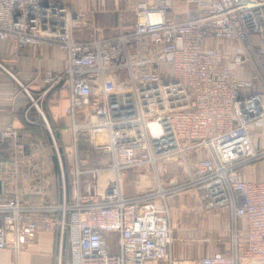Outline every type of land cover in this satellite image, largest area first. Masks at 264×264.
I'll use <instances>...</instances> for the list:
<instances>
[{
	"label": "built area",
	"instance_id": "1",
	"mask_svg": "<svg viewBox=\"0 0 264 264\" xmlns=\"http://www.w3.org/2000/svg\"><path fill=\"white\" fill-rule=\"evenodd\" d=\"M130 6L132 27L105 36L66 0H0L1 42L66 54V67L46 70L36 93L8 73L42 116L45 94L66 84L73 135L69 174L58 139L49 138L57 201L42 144L19 138L11 124L0 132L11 153L0 163V250L57 231L59 242L67 237L65 264H183L171 251L169 201L192 191L231 220L229 248L198 264H264V179L244 172L264 161L253 135L264 129V0ZM88 26V38L74 37ZM92 153L103 163H92ZM134 168L155 184L128 195L121 174ZM104 172L112 177L102 184Z\"/></svg>",
	"mask_w": 264,
	"mask_h": 264
},
{
	"label": "crops",
	"instance_id": "2",
	"mask_svg": "<svg viewBox=\"0 0 264 264\" xmlns=\"http://www.w3.org/2000/svg\"><path fill=\"white\" fill-rule=\"evenodd\" d=\"M66 1L71 10L83 8L84 15L93 19L97 33L102 35H113L119 30L125 31L132 27L133 16L130 0H104L103 3L100 0ZM73 33L77 39H86L91 35V28L89 26L75 27ZM66 64V54L56 47L16 48L10 42L0 41V132L11 124L18 130L19 138L28 143L42 144L43 165L53 173L51 181L54 187L51 188V198L57 201L61 200V190L58 184L57 162L50 149L49 138L60 139L58 142L64 149L63 155L67 156L65 158L69 161L72 157L71 138L73 135L71 117L64 112L69 99L68 87L62 84L45 94L42 102L44 119L42 114L31 106L23 89L8 71L27 85L32 93H36L44 88L42 75L46 70H62ZM260 130L264 129L253 130L254 141L257 146L264 147V135H262L264 131ZM8 151L7 142L0 143V163L7 161ZM244 172L248 179H264V161L247 166ZM101 177H107L106 182L112 175L104 172L100 175V181ZM20 184L22 186V182ZM136 191H138L137 188ZM136 193L139 191L133 194ZM34 199L38 200V197ZM61 252L62 242H59L57 231L47 232L42 233L33 243L24 245L20 250L16 251L10 247L1 249L0 264H62Z\"/></svg>",
	"mask_w": 264,
	"mask_h": 264
},
{
	"label": "rangeland",
	"instance_id": "3",
	"mask_svg": "<svg viewBox=\"0 0 264 264\" xmlns=\"http://www.w3.org/2000/svg\"><path fill=\"white\" fill-rule=\"evenodd\" d=\"M81 147L85 148V146ZM90 156L93 162L100 163H103L105 157L104 154L99 153H92ZM65 157L62 155L63 161L68 162ZM7 161L11 162L10 151L7 153ZM66 174H69L68 168ZM105 178L107 177H101L102 184L105 183ZM121 179L123 191L127 194L149 190L155 184L153 175L146 168L126 169L121 174ZM170 200H172L169 203V210L173 239L171 251L180 263L198 264L201 256L213 251H226L229 248L232 234L229 228L231 220L226 210L205 209L192 191L176 194ZM67 246L66 241H62V264H65L67 259ZM112 249L116 250L113 246Z\"/></svg>",
	"mask_w": 264,
	"mask_h": 264
},
{
	"label": "trees",
	"instance_id": "4",
	"mask_svg": "<svg viewBox=\"0 0 264 264\" xmlns=\"http://www.w3.org/2000/svg\"><path fill=\"white\" fill-rule=\"evenodd\" d=\"M58 139V138H57ZM58 141L60 142V139H58ZM60 144V143H59ZM60 147H61V152H62V154H63V151H64V149L62 148V146L60 145ZM64 165L66 166V168H69V165H68V162H66V160H64ZM66 241V243H67V245H68V242H67V237H66V235L63 237V241ZM68 247V246H67ZM69 250V249H68ZM68 258H69V254L67 255V259H66V262L68 261ZM65 262V263H66Z\"/></svg>",
	"mask_w": 264,
	"mask_h": 264
},
{
	"label": "water",
	"instance_id": "5",
	"mask_svg": "<svg viewBox=\"0 0 264 264\" xmlns=\"http://www.w3.org/2000/svg\"><path fill=\"white\" fill-rule=\"evenodd\" d=\"M0 187H1V183H0Z\"/></svg>",
	"mask_w": 264,
	"mask_h": 264
}]
</instances>
